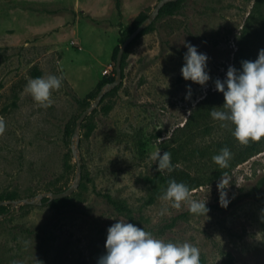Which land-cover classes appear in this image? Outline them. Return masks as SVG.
<instances>
[{
    "label": "rangeland",
    "instance_id": "374dc122",
    "mask_svg": "<svg viewBox=\"0 0 264 264\" xmlns=\"http://www.w3.org/2000/svg\"><path fill=\"white\" fill-rule=\"evenodd\" d=\"M175 1L170 13L155 17L124 49L121 80L101 102L109 111L96 107L87 114L92 130L86 138L78 131L80 173L74 191L56 204L4 200L0 264H97L113 218L165 242L195 245L201 264L226 259L264 264V147L240 159L232 150L229 167L220 169L204 150L225 137L231 124L221 127L215 120L206 131L196 129L187 141L188 154L175 165L200 180L192 198L206 200L207 216L190 214L184 204L172 208L149 180L157 170L149 154L158 143L181 141L188 131L179 128L186 120L194 124V108L210 97L214 81L226 78L229 65L240 69L241 61H254L264 48V5L261 19H249L251 27L242 33L254 0ZM156 2L0 0V116L6 122L0 135V195L29 198L47 184L57 182L63 189L71 183L75 166L64 126L93 100L101 78L114 75L113 47L133 17L148 14ZM185 43L209 58L205 70L211 78L204 86L181 74ZM47 74L63 81L52 92V105L43 108L24 87L29 78ZM222 173L229 182L227 207L219 203ZM103 193L122 200L129 212L114 211Z\"/></svg>",
    "mask_w": 264,
    "mask_h": 264
},
{
    "label": "clouds",
    "instance_id": "9594fccd",
    "mask_svg": "<svg viewBox=\"0 0 264 264\" xmlns=\"http://www.w3.org/2000/svg\"><path fill=\"white\" fill-rule=\"evenodd\" d=\"M187 51L183 55L185 63L181 68V74L185 80H191L204 86L210 75L207 68L208 56L200 53L197 46L185 43ZM63 77L53 74L29 78L24 87V93L31 95L33 100L41 107H50L53 103L51 96L53 90H59ZM215 90L223 93L224 103L222 110L212 108L210 116L213 120L221 121V127H228L229 123L235 126L233 137L241 144L248 145L249 141L259 142L264 138V48L258 52L254 60L241 61V68L229 65L226 78H217L214 81ZM188 87V95L191 96V86ZM6 130V122L0 116V135ZM149 159L157 163V171L171 172V153L155 149L149 154ZM232 159L230 149L225 146L218 154L212 156V161L220 169L229 167ZM226 173H222L217 183L219 191V203L221 207H227ZM192 190L184 182L169 179L167 188L162 191L159 199L169 202L172 208L180 209L182 204L187 206L190 214L207 216L209 212L206 200L193 199ZM167 206L163 207L160 215L167 212ZM116 219L107 229L105 241V254L98 258L97 264H200V249L189 242L173 243L154 238L143 227L123 219ZM261 220L264 221V210ZM40 261L37 260V264ZM17 264V262H13Z\"/></svg>",
    "mask_w": 264,
    "mask_h": 264
},
{
    "label": "trees",
    "instance_id": "16d2710c",
    "mask_svg": "<svg viewBox=\"0 0 264 264\" xmlns=\"http://www.w3.org/2000/svg\"><path fill=\"white\" fill-rule=\"evenodd\" d=\"M177 3H178L177 1L166 2L158 10L157 16L160 15L162 12L170 13L171 8L175 7ZM263 5H264V0H254L251 11L250 13H248L247 15L248 17L246 18L243 24V27L241 30L242 33L245 32V30L247 32V29L251 27V23H252L251 18L261 19V16H262L261 8L263 7ZM146 15L147 14L145 12L140 11L133 17V19L130 22V25L127 28H125L124 33L120 35L119 44L140 23V21L146 17ZM249 19H251L250 22H249ZM151 23L147 27L142 29L132 41H134L139 35H141L146 30H148L150 28ZM117 48H118V45L114 46L111 51L110 57H111L112 62H114V57H115ZM124 63H125V54L123 52L121 59H120L121 77H122ZM112 79H113V76H110L108 78L102 77L101 80L98 82V86L100 87L103 84L110 82ZM116 88L117 86L113 87L109 92L115 90ZM105 95L106 94L102 96L97 106L99 111L103 114L108 112L110 109L109 104L101 103ZM223 103H224L223 93L216 91V90H212L210 97L203 98L201 102H199V104L195 106L194 111L196 112V115L192 119V122H194V124L189 125L191 123V120L190 121L186 120L182 124L181 128H179L180 131H184L185 129L188 131V133H186V136L183 139H181V141L174 140V142H169V140L168 141L162 140L158 143V149H160L162 153L163 151H168L171 153V163L173 166V170L171 172L167 170L163 172H159L155 170L154 174L149 180L152 184V187H155L157 191L162 192L163 190H165L167 188V181L173 178L177 180V182H184L185 184L189 186L190 189H194L200 186V180L196 178H190L188 174L184 172L181 168H179L177 165H175V163L177 162L178 159H180L181 156L183 157V155L188 154L187 141L191 140L192 135H195L197 130L200 132V129L201 131H206L212 128L211 123H213L215 120H213L212 117L210 116V111L212 108H217L218 110H222ZM93 111H95V108L91 110L90 113H92ZM88 115L82 119L80 126H79V130H78L79 135L82 136L83 138L88 137L92 130V123L90 119L88 118ZM77 116H75V118L70 122L69 125L64 126L63 133L65 136H67V138L71 136V133L74 127V122ZM234 129H235V126L231 124L230 130L227 132L225 137H222L219 142L213 143L212 145L205 148L204 153L207 155V157H212L213 155L218 154L220 149L225 146H227L230 149V151L233 150V154L235 158H238V159L242 157H250L256 154L257 152H259L264 147V138H262L259 142L249 141L248 145L246 146L241 145L232 135V131H234ZM189 130H191V132H189ZM66 142L68 143V140H66ZM65 169L66 170L68 169L67 165H65ZM62 187H63V184H57V182H54V183L47 184L45 187V190H51V191L57 192V191L62 190L61 189ZM100 197L110 208H112L117 213L126 215L129 212V209L126 207V205L124 204L122 200L112 197L111 195L106 194V193L100 194ZM14 198L16 197L0 195V200H3V201L6 199L13 200ZM65 199L66 197H63V198L51 200L50 202L51 204H56L58 202L64 201ZM46 201L47 199L43 198L40 202L44 203ZM2 208L3 206L0 205V210H2ZM230 263H231L230 259L229 260L226 259L222 262V264H230ZM200 264H201V261H200Z\"/></svg>",
    "mask_w": 264,
    "mask_h": 264
},
{
    "label": "water",
    "instance_id": "95a60500",
    "mask_svg": "<svg viewBox=\"0 0 264 264\" xmlns=\"http://www.w3.org/2000/svg\"><path fill=\"white\" fill-rule=\"evenodd\" d=\"M168 1H175V0H157V2L153 5L152 10L146 15L144 19L140 21V23L122 40V42L119 44L117 51L115 53L114 62H113V79L110 82H107L99 87V89L96 91L95 96L93 100L84 108L82 109L75 122L74 127L71 133L70 137V154L73 158L75 171L72 176L71 183L63 188L60 191H51V190H44L40 193H37L29 198H20L17 200H12L11 203L13 205H16L18 203H22L24 205L28 204H38L42 198H46L47 200H54L59 199L68 196L74 189L76 188V185L79 180V173H80V166L78 162V156H77V136H78V130L80 123L82 119L91 112L94 108H96L99 104L100 99L102 96L110 91L113 87L118 85V83L121 80V73H120V59L122 56V53L126 46L137 36V34L147 27L157 16L158 10ZM5 201L0 200V205L4 204Z\"/></svg>",
    "mask_w": 264,
    "mask_h": 264
}]
</instances>
